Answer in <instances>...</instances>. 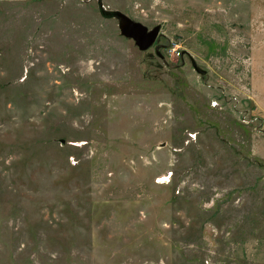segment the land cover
Returning a JSON list of instances; mask_svg holds the SVG:
<instances>
[{
	"label": "rangeland",
	"instance_id": "rangeland-1",
	"mask_svg": "<svg viewBox=\"0 0 264 264\" xmlns=\"http://www.w3.org/2000/svg\"><path fill=\"white\" fill-rule=\"evenodd\" d=\"M0 264H264V0H0Z\"/></svg>",
	"mask_w": 264,
	"mask_h": 264
},
{
	"label": "water",
	"instance_id": "water-1",
	"mask_svg": "<svg viewBox=\"0 0 264 264\" xmlns=\"http://www.w3.org/2000/svg\"><path fill=\"white\" fill-rule=\"evenodd\" d=\"M101 12L105 17L118 18L121 34L127 38L133 39L141 50L149 49L157 40L161 30V24H157L153 28H149L143 22L135 20L127 13L119 9L107 10L102 8ZM191 59L196 71L201 74L207 73L206 69L198 65L195 58L192 57ZM62 142L65 143V140L62 139Z\"/></svg>",
	"mask_w": 264,
	"mask_h": 264
},
{
	"label": "built area",
	"instance_id": "built-area-1",
	"mask_svg": "<svg viewBox=\"0 0 264 264\" xmlns=\"http://www.w3.org/2000/svg\"><path fill=\"white\" fill-rule=\"evenodd\" d=\"M172 52L174 51L177 55H180V51L178 50V46H174V47H172Z\"/></svg>",
	"mask_w": 264,
	"mask_h": 264
}]
</instances>
